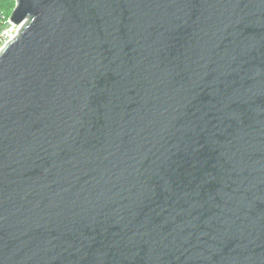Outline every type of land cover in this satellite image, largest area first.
I'll list each match as a JSON object with an SVG mask.
<instances>
[{
    "label": "water",
    "instance_id": "obj_1",
    "mask_svg": "<svg viewBox=\"0 0 264 264\" xmlns=\"http://www.w3.org/2000/svg\"><path fill=\"white\" fill-rule=\"evenodd\" d=\"M0 50V264H264V0H17Z\"/></svg>",
    "mask_w": 264,
    "mask_h": 264
},
{
    "label": "built area",
    "instance_id": "obj_2",
    "mask_svg": "<svg viewBox=\"0 0 264 264\" xmlns=\"http://www.w3.org/2000/svg\"><path fill=\"white\" fill-rule=\"evenodd\" d=\"M16 4L17 0H15V6ZM20 28L21 24H15L11 16L7 17L0 9V50L18 34Z\"/></svg>",
    "mask_w": 264,
    "mask_h": 264
},
{
    "label": "rangeland",
    "instance_id": "obj_3",
    "mask_svg": "<svg viewBox=\"0 0 264 264\" xmlns=\"http://www.w3.org/2000/svg\"><path fill=\"white\" fill-rule=\"evenodd\" d=\"M7 1L8 0H0V9H2L5 12L7 17H10L12 15V12H13L15 6H14V8L9 7L7 5Z\"/></svg>",
    "mask_w": 264,
    "mask_h": 264
},
{
    "label": "trees",
    "instance_id": "obj_4",
    "mask_svg": "<svg viewBox=\"0 0 264 264\" xmlns=\"http://www.w3.org/2000/svg\"><path fill=\"white\" fill-rule=\"evenodd\" d=\"M7 5H8L9 7H13V8H14V6H15V0H8V1H7Z\"/></svg>",
    "mask_w": 264,
    "mask_h": 264
}]
</instances>
